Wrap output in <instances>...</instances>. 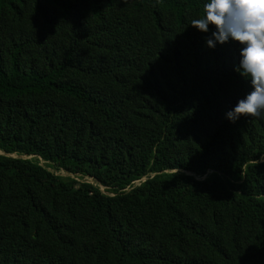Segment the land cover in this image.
I'll return each mask as SVG.
<instances>
[{
  "label": "trees",
  "instance_id": "16d2710c",
  "mask_svg": "<svg viewBox=\"0 0 264 264\" xmlns=\"http://www.w3.org/2000/svg\"><path fill=\"white\" fill-rule=\"evenodd\" d=\"M204 2L0 0V264H264V113L225 118Z\"/></svg>",
  "mask_w": 264,
  "mask_h": 264
},
{
  "label": "clouds",
  "instance_id": "9594fccd",
  "mask_svg": "<svg viewBox=\"0 0 264 264\" xmlns=\"http://www.w3.org/2000/svg\"><path fill=\"white\" fill-rule=\"evenodd\" d=\"M202 16L189 26L204 33L209 49L229 42L238 48L234 71L249 90L226 112L229 122L264 113V0H205ZM146 180V179H145ZM143 179V181H145Z\"/></svg>",
  "mask_w": 264,
  "mask_h": 264
},
{
  "label": "rangeland",
  "instance_id": "374dc122",
  "mask_svg": "<svg viewBox=\"0 0 264 264\" xmlns=\"http://www.w3.org/2000/svg\"><path fill=\"white\" fill-rule=\"evenodd\" d=\"M15 156V155H14ZM42 164H44V163H42ZM52 170V169H51ZM58 174H61V175H64V176H67L68 174H66V173H64L63 171H61L60 173H58ZM90 182L92 181L91 179L89 180ZM136 184H138V183H136ZM105 190V188L103 189V191Z\"/></svg>",
  "mask_w": 264,
  "mask_h": 264
},
{
  "label": "water",
  "instance_id": "95a60500",
  "mask_svg": "<svg viewBox=\"0 0 264 264\" xmlns=\"http://www.w3.org/2000/svg\"><path fill=\"white\" fill-rule=\"evenodd\" d=\"M145 180V179H144ZM136 183H138V182H136ZM104 189V187H101V190H103Z\"/></svg>",
  "mask_w": 264,
  "mask_h": 264
}]
</instances>
